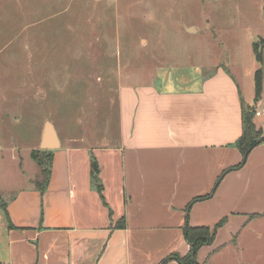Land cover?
I'll return each mask as SVG.
<instances>
[{"label": "crops", "instance_id": "1", "mask_svg": "<svg viewBox=\"0 0 264 264\" xmlns=\"http://www.w3.org/2000/svg\"><path fill=\"white\" fill-rule=\"evenodd\" d=\"M255 36L264 38L261 18L250 37ZM245 38H240L247 56L243 76L235 60L239 50H230L226 62L215 63L209 73L180 78L195 80L191 86L125 83L118 92L116 128L108 127L106 115L103 139L58 136L44 193L31 180L7 202L1 198L12 227L4 230L0 264H158L170 253L188 252L186 222L213 227L225 217L213 242L199 248L198 264L255 253L256 236L250 233L264 226V143L215 186L222 171L241 160L234 146L241 134V103L255 110L264 106V45L258 64ZM259 66L262 88L254 101ZM253 121L264 134V116L254 115ZM72 129L79 134L86 127L74 120ZM112 136L115 141L108 143ZM91 155L103 198L90 178ZM209 193L186 213L194 197ZM121 218L125 225L116 228Z\"/></svg>", "mask_w": 264, "mask_h": 264}, {"label": "rangeland", "instance_id": "2", "mask_svg": "<svg viewBox=\"0 0 264 264\" xmlns=\"http://www.w3.org/2000/svg\"><path fill=\"white\" fill-rule=\"evenodd\" d=\"M260 18L264 0H0V197L38 174L30 153L46 121L62 140L100 141L106 115L116 128L125 83L191 86L180 78L209 73L230 50L243 76L240 38L259 42ZM74 120L86 130L74 133ZM7 226L0 207V245ZM250 236L255 253L213 264H264V226Z\"/></svg>", "mask_w": 264, "mask_h": 264}, {"label": "trees", "instance_id": "3", "mask_svg": "<svg viewBox=\"0 0 264 264\" xmlns=\"http://www.w3.org/2000/svg\"><path fill=\"white\" fill-rule=\"evenodd\" d=\"M264 45V38H261L259 42L253 43V53L258 64H261L262 47ZM262 70L259 66L254 72V101H257L260 97L262 88ZM255 113L254 105H246L241 103V134L234 142V146L238 149L241 155V160L235 166L229 167L222 171L215 182V186L223 178V176L231 170L242 167L250 153V151L260 143H264V134L261 128L257 127L253 121ZM53 150L49 149H32L31 158L35 162L38 168V174L32 179V183L40 194H43L48 185L51 175V163H52ZM90 178L100 197L102 195V184L99 179V167L96 158L90 156ZM212 193V192H211ZM211 193L203 196L194 197L191 202L185 207L186 213L189 211L190 206L197 200L207 199L211 196ZM0 207L5 214L8 222V227H12V223L9 221L6 204L0 197ZM226 222V217L222 218L213 227L208 226H190L187 222L183 228L184 239L189 244L188 252L180 256L177 253H170L164 257L158 264H166L168 261L175 260L179 264H198L196 260V254L199 248L205 244H211L215 238L216 231ZM124 219L121 218L116 224V228L124 227Z\"/></svg>", "mask_w": 264, "mask_h": 264}, {"label": "water", "instance_id": "4", "mask_svg": "<svg viewBox=\"0 0 264 264\" xmlns=\"http://www.w3.org/2000/svg\"><path fill=\"white\" fill-rule=\"evenodd\" d=\"M59 146V138L51 121H46L43 126L39 148L54 150Z\"/></svg>", "mask_w": 264, "mask_h": 264}, {"label": "built area", "instance_id": "5", "mask_svg": "<svg viewBox=\"0 0 264 264\" xmlns=\"http://www.w3.org/2000/svg\"><path fill=\"white\" fill-rule=\"evenodd\" d=\"M255 116H264V106L261 109L255 110Z\"/></svg>", "mask_w": 264, "mask_h": 264}]
</instances>
